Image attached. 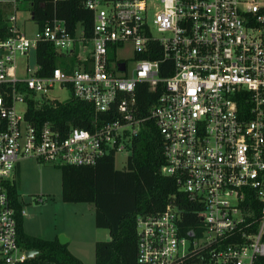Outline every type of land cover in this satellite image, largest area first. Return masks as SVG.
<instances>
[{"label":"built area","instance_id":"obj_1","mask_svg":"<svg viewBox=\"0 0 264 264\" xmlns=\"http://www.w3.org/2000/svg\"><path fill=\"white\" fill-rule=\"evenodd\" d=\"M79 1L91 13L90 36L83 21L72 31L54 15L31 38L20 29L16 10L4 17L0 264L30 258L19 243L7 188L16 182L20 161L94 165L116 156L125 148L119 138L127 127L132 144L147 119L138 115L141 83L151 91L163 86L149 117L164 139L162 173L187 194L191 211L173 195L164 211L140 215L139 263L179 264L197 255L195 264H264V0ZM41 41L75 59L67 74L57 67L39 76L37 55L30 67V51L37 53ZM55 88L93 103V129L62 132L52 121L27 119L29 99L36 108L63 102L49 96Z\"/></svg>","mask_w":264,"mask_h":264},{"label":"trees","instance_id":"obj_2","mask_svg":"<svg viewBox=\"0 0 264 264\" xmlns=\"http://www.w3.org/2000/svg\"><path fill=\"white\" fill-rule=\"evenodd\" d=\"M31 13L38 26L43 27L54 15L66 21L70 30L75 31L80 21L91 35L92 18L89 10L79 0H29ZM9 5L0 4V38L9 35L4 17ZM39 76H50L61 67L67 74L74 58L58 53L53 44L41 41L37 47ZM159 58L160 54H154ZM171 72H162L167 76ZM139 116L147 117L140 130L132 137L131 153L126 166L118 169L115 155L109 154L94 165H59L62 175V198L65 202H86L95 206L97 227L109 230V240H99L95 244V264H141L138 261L137 219L142 214H157L166 208L175 195L185 208L191 211L187 194L179 191L173 177L162 173L166 162L165 144L154 118L149 117L151 108L158 102L163 86L151 91L147 84L138 85ZM27 119L39 125L52 121L60 130L70 127L93 129L95 107L93 103L80 100L74 94L67 101L44 104L36 108L35 101L29 99ZM19 173V172H18ZM9 197L16 212L19 243L26 249H36L38 253L28 258L24 264H85L74 255L69 244H62L59 238L43 239L24 231L23 204L18 198V184H7ZM197 220V219H196ZM189 218L188 222H195ZM197 255L186 258L179 264H195Z\"/></svg>","mask_w":264,"mask_h":264},{"label":"rangeland","instance_id":"obj_3","mask_svg":"<svg viewBox=\"0 0 264 264\" xmlns=\"http://www.w3.org/2000/svg\"><path fill=\"white\" fill-rule=\"evenodd\" d=\"M16 4L17 7L12 5L9 11L16 10L20 29L28 37L36 38L39 26L32 19L30 1L20 0ZM19 61L21 64L27 63L23 57ZM28 63L32 68L36 64V52L33 49L30 51ZM128 63L131 69L133 63ZM49 96L67 101L72 92L67 88H55L49 92ZM17 107L22 112L25 105L18 103ZM131 132V127H127V136L122 135L119 138V144L125 145V148L119 150L115 156L118 169L126 166L131 153ZM19 165L20 170L15 179L18 184V198L26 210L24 231L43 239L65 236L74 255L85 264H95V242L109 239L110 233L108 229L96 226L94 204L63 200L62 175L58 165L35 159H22Z\"/></svg>","mask_w":264,"mask_h":264},{"label":"water","instance_id":"obj_4","mask_svg":"<svg viewBox=\"0 0 264 264\" xmlns=\"http://www.w3.org/2000/svg\"><path fill=\"white\" fill-rule=\"evenodd\" d=\"M32 16H33V14H32ZM59 241H60L62 244H66V243L69 242L68 239H67L65 236H60ZM37 253H38V250H36V249H31V250L28 251V255H29L30 257H33V256H34L35 254H37Z\"/></svg>","mask_w":264,"mask_h":264},{"label":"crops","instance_id":"obj_5","mask_svg":"<svg viewBox=\"0 0 264 264\" xmlns=\"http://www.w3.org/2000/svg\"><path fill=\"white\" fill-rule=\"evenodd\" d=\"M17 3V2H16ZM0 4H2V5H9V6H11V4H14L13 3V0H0ZM16 6H17V4H16ZM31 10V9H30ZM31 15H32V13H31ZM19 170H20V165H19ZM107 236V235H106ZM110 239V238H109ZM109 239H104V240H109ZM97 242V241H96ZM96 242H95V244H96Z\"/></svg>","mask_w":264,"mask_h":264}]
</instances>
